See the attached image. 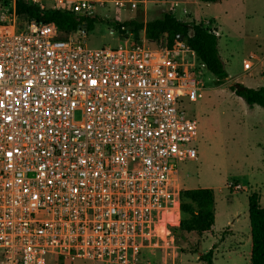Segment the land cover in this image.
<instances>
[{"label": "built area", "instance_id": "2783aa9c", "mask_svg": "<svg viewBox=\"0 0 264 264\" xmlns=\"http://www.w3.org/2000/svg\"><path fill=\"white\" fill-rule=\"evenodd\" d=\"M81 32L1 5L0 264H154L181 222L179 165L198 158L186 108L201 89L195 52L132 34L94 48Z\"/></svg>", "mask_w": 264, "mask_h": 264}, {"label": "rangeland", "instance_id": "374dc122", "mask_svg": "<svg viewBox=\"0 0 264 264\" xmlns=\"http://www.w3.org/2000/svg\"><path fill=\"white\" fill-rule=\"evenodd\" d=\"M3 1H0V8L5 3ZM48 1L53 0H44L46 6ZM90 1L96 16L94 27L90 31L83 30L79 35H83L85 43L94 48L118 47L127 42L132 33L120 34L116 26L118 22L133 17L145 22L144 11L149 20L161 16L163 12L159 13L160 10L175 13L174 4L172 6L169 0H157L163 6L158 9L153 8L154 0L136 8L129 2L119 6L115 0ZM230 1L228 15L223 11L224 2L196 1L179 4L175 8L177 17L183 16L184 7L188 9L185 20L215 19L216 24H206L219 30L220 53L229 74L219 82L198 62L196 74L201 89L197 100L186 104L188 115L198 122L199 135L194 143L198 158L180 163L179 188L214 189L217 234L211 237L189 233L184 239L173 234V242L170 240L169 245L164 239L162 245L164 249L168 248V252H173L176 264H206L200 255L214 243H218V249L214 252L213 264H250L249 196L258 193L264 207V107L249 105L235 95L233 89L236 83L252 88L264 85V59L259 61V56L264 53V0ZM72 2L65 0L60 5L71 8ZM141 36L146 41L144 32ZM245 61L253 63V67L245 69ZM226 229L228 233L221 240ZM165 234L163 231V236ZM160 253L158 251L156 260L160 259ZM179 253H182L180 257ZM73 264L106 263L78 259Z\"/></svg>", "mask_w": 264, "mask_h": 264}, {"label": "trees", "instance_id": "16d2710c", "mask_svg": "<svg viewBox=\"0 0 264 264\" xmlns=\"http://www.w3.org/2000/svg\"><path fill=\"white\" fill-rule=\"evenodd\" d=\"M2 1V0H0ZM12 0H5L9 3ZM207 3H220L223 0H198ZM16 13L21 22L32 19L38 22L53 23L66 33H75L79 30L90 31L94 27L96 19L92 11L80 14L68 7L41 8L38 4L29 3L25 0H16ZM212 24V20H208ZM117 30L124 35L129 31L132 33L133 42H142L141 33H145L146 42L152 46L165 43L173 46L180 36H189L188 45L195 52L199 65L213 73L220 81L229 76L225 62L219 49V34L217 30L208 26L206 20L196 22L195 20H183L176 16L172 10L165 11L161 17L147 22L130 18L118 22ZM236 94L242 97L249 105H260L264 107V85L252 88L237 89L233 87ZM215 192L212 188L197 187L180 190L181 222L172 227V233L184 239L187 234L197 235L214 234L215 225ZM249 217L251 232L250 264H264V207L260 204V196L253 193L249 196ZM228 229L224 230L221 240L225 239ZM218 243L205 253L200 259L206 264L214 263V252ZM158 252H152L149 258L154 264ZM155 256V257H154Z\"/></svg>", "mask_w": 264, "mask_h": 264}, {"label": "crops", "instance_id": "0c3cea01", "mask_svg": "<svg viewBox=\"0 0 264 264\" xmlns=\"http://www.w3.org/2000/svg\"><path fill=\"white\" fill-rule=\"evenodd\" d=\"M170 1V3L172 4V6H173V4L175 3V2H177V6L179 5V4H186V3H188V2H196V1H198V0H169ZM52 2H53V4H52ZM48 1V6H47V8H55L54 7V5H55V2L54 1ZM148 2H150V0L148 1ZM147 2V3H148ZM152 2V1H151ZM161 1H157V0H154L153 1V3L155 4L154 6H153V8L154 7H157V9H158V7H163V6H161L162 5V3H160ZM222 2H224L225 4H224V13L225 14H229V11L231 10L230 8H231V5H229V3L231 2L230 0H223ZM221 5H223V4H221ZM62 7V6H61ZM174 10H175V13H176V5L174 4ZM160 8V9H161ZM185 10H186V12H185ZM148 11V10H147ZM165 11H167L166 9L165 10H160L159 11V13H161V12H165ZM187 11H188V9L187 8H183V16H181V17H179L178 16V18H180V19H183V20H185V17L184 16H186V13H187ZM93 12V11H92ZM145 12V22H147V21H149V19H148V15L146 16V11H144ZM144 12H142V13H144ZM189 12V11H188ZM162 13V14H163ZM161 14V15H162ZM176 15H177V13H176ZM159 17H161V16H159ZM133 18H135V17H133ZM155 18H158V17H155ZM154 18V19H155ZM130 19V18H129ZM152 20V19H151ZM212 21H213V23L214 24H216V21H215V19H211ZM218 31V34H219V30H217ZM219 37H221V35L219 34ZM220 39V38H219ZM220 49V48H219ZM264 59V53L261 55V57L259 56V61H262ZM225 62V61H224ZM245 63H246V61H245ZM225 65H226V63H225ZM254 65V64H253ZM253 67V66H252ZM245 68V67H244ZM246 69V68H245ZM235 95H237V94H235ZM250 112H253L252 110H250ZM262 202V201H261ZM260 202V203H261ZM215 220H216V215H215ZM214 230H215V225H214ZM214 234H217L216 232L214 233ZM214 234H208L209 236H211V237H214ZM205 237H207V236H205ZM168 248H166V249H164V250H162V251H159V252H162V253H160V259H159V264H176V260L174 261V258H172V256H173V252H168V250H167ZM218 249V245H217V248H216V250ZM167 251V252H166ZM180 255H182V253H179V257H180Z\"/></svg>", "mask_w": 264, "mask_h": 264}, {"label": "water", "instance_id": "95a60500", "mask_svg": "<svg viewBox=\"0 0 264 264\" xmlns=\"http://www.w3.org/2000/svg\"><path fill=\"white\" fill-rule=\"evenodd\" d=\"M91 14L93 15L94 12H92ZM179 39L185 41L186 43H189V36L182 35V36L179 37ZM235 87H236L237 89H244V88H245V86H243V85H241V84H239V83H236V84H235Z\"/></svg>", "mask_w": 264, "mask_h": 264}, {"label": "snow or ice", "instance_id": "6c2138e0", "mask_svg": "<svg viewBox=\"0 0 264 264\" xmlns=\"http://www.w3.org/2000/svg\"><path fill=\"white\" fill-rule=\"evenodd\" d=\"M93 83H95V81H93Z\"/></svg>", "mask_w": 264, "mask_h": 264}]
</instances>
